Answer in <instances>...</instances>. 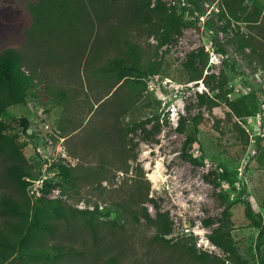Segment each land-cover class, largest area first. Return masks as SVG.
<instances>
[{"label":"rangeland","instance_id":"1","mask_svg":"<svg viewBox=\"0 0 264 264\" xmlns=\"http://www.w3.org/2000/svg\"><path fill=\"white\" fill-rule=\"evenodd\" d=\"M145 2L26 0L25 9L0 16V52L18 50L22 70L32 78L27 99L3 114L11 126L9 132L19 134L22 144L28 142L27 157L34 160V172L40 174L30 192L42 195L43 180L52 179L46 197L78 209H93L98 204L103 212L99 220L116 219L128 228L126 215L116 203L128 196L137 180H147L149 213L153 217L159 210L167 213L175 232L192 234L200 252L229 263V254L208 238L216 227H223L231 232L241 257L248 264H260L256 251L259 229L249 225L243 204L236 201L239 195L245 198L239 193L245 188L264 215V168L251 157L257 135L262 137L260 120L236 116L226 99L212 110L200 105L199 99L200 94L220 92L221 82L229 100L255 88L260 91L262 108L261 115H256L264 116V0H230L236 15L222 0H162L176 26L162 36L167 38L162 46V37L149 34L150 23L135 17L133 3ZM156 4L157 0H150L149 7ZM254 6L262 9L258 21H245L242 14ZM216 37L238 60L235 66L225 61ZM124 38L142 46L146 62L162 66L160 74L134 78L137 98L131 94L130 82L111 89L113 80L102 70L124 48ZM235 48L243 51L240 54ZM200 69L202 77L191 78ZM61 90L67 94L62 105L55 95ZM199 112L209 122L202 126L199 141L187 150L198 155L203 165L183 157L187 134L177 129L182 118L190 121ZM23 116L30 118V133L36 141L22 134V125L14 120ZM142 122L147 130L155 124L160 130L148 136ZM135 124L139 126L129 133L128 128ZM121 148L129 149L125 157H121ZM59 164L77 166L84 178L65 185ZM4 165L0 153V195L17 194L4 175ZM220 193L234 202L228 215ZM206 220L211 224L205 225ZM78 227L75 246L81 247V238L91 242V237L79 223ZM152 233L146 226L136 229L134 237L126 233V255H142ZM58 236L65 241L69 235L61 231ZM92 261L68 257L57 264H94ZM11 263L45 264V260L31 256Z\"/></svg>","mask_w":264,"mask_h":264},{"label":"trees","instance_id":"2","mask_svg":"<svg viewBox=\"0 0 264 264\" xmlns=\"http://www.w3.org/2000/svg\"><path fill=\"white\" fill-rule=\"evenodd\" d=\"M25 1L0 0V16L9 14V12H17L21 8L25 9ZM131 1L136 2L137 0ZM149 2L150 0H146L145 4L133 3L136 19L143 18L144 22L150 23V35L156 33L161 38L172 33L176 27L173 22V14H168V8H165V4L163 6L162 0H157L156 6L152 8L149 7ZM222 2L233 15L237 14L230 0H222ZM261 11V8L254 6L252 11L242 14L243 19L248 22L258 21ZM166 40L167 38L162 37L160 45L166 43ZM214 41L217 43L216 45L220 46L227 64L235 66L238 60L229 54L226 45L222 44L217 37ZM123 44L124 48L120 50L119 55L102 70L108 73L110 79L113 80L112 83L110 81L111 89L118 84L121 87L124 83L130 82L131 94L137 98L139 90L134 78L160 74L162 66L160 62H146L142 46L138 43L124 38ZM249 45L250 42L246 41L245 46L249 47ZM235 49L240 54L243 51ZM21 62L22 55L15 48H7L0 52V153L5 162L4 175L17 191V194L4 193L0 195V264H12L11 262L15 260L22 261L25 257L30 258L31 256L42 258L45 260V264H57L59 259L68 257L81 258L85 263H89L92 258L94 264L101 260L102 264H248V261L241 257L231 232L224 230L223 227H216L208 238L214 245L229 254L227 256L229 263H226V260L221 261L216 256L200 252L197 248L196 238L192 234L185 232L181 235L177 234L167 213L159 210L153 217L146 206L150 201V184L147 180H137L134 189L126 194L128 196L122 202L116 203L120 213L126 215L128 228L124 227L125 223L116 219L99 220L98 216L103 215V212L99 210L98 204L93 209L89 207L78 209L59 199L46 197L50 192L49 182L52 179L43 180L40 187L42 195L31 194L30 188L33 185V180L40 179V174L34 172L36 170L34 160L27 157L25 150L29 144L28 142L22 144L19 134L9 132L8 127L11 126H8L3 118L4 112L9 107L23 103L29 96L32 78L29 74L24 73ZM202 74L203 69H200L191 78L200 79ZM224 86V82H221L218 86L220 92L214 96L200 94V105H206L212 110L226 99L233 113L240 118L253 117L262 111L259 90L254 88L236 99L229 100L225 98ZM55 95L60 103L67 99L64 90ZM14 120L22 125V134L30 138L35 137V134L30 133L31 120L29 117L23 116L19 120ZM151 121L152 119L148 118L146 122L150 123ZM208 122L209 118L199 112L190 121L182 118L177 127L179 132L187 134L183 157L192 164L203 165V160L187 148L199 141L202 126ZM143 124L145 123L142 122L140 126ZM138 126L139 124H135L132 128H128V132L137 129ZM157 126L159 125L153 126L154 130H147L146 126H142V130L150 136L153 132L160 130ZM260 129L263 133L264 123L260 125ZM262 137L257 135L256 152L251 157L264 168V144H262L264 138ZM33 140L36 141V138ZM35 145L37 146V144ZM127 150L129 149L121 148L123 152L121 157L127 155ZM101 167L104 168V163H101ZM57 168L59 176L65 180V185H75L74 182L84 178L81 176L82 171L77 166L59 164ZM129 170V168H125L126 172ZM225 177L228 179L227 173H225ZM215 185L218 188L221 183ZM62 190L65 191L64 188ZM235 190L237 191L236 188ZM239 193L245 195V198L239 195L236 201L243 204L249 225L259 229L256 251L260 258V264H264V215L245 188L241 189ZM219 197L226 204L224 213L228 215L234 202H229V199L221 193ZM262 208L264 209V200ZM78 223L84 227L85 235L91 237V242L82 237L81 247L75 246V243L79 242ZM204 224L210 225L211 221L206 220ZM142 226L149 227L153 233L147 239L144 253L140 255L138 252H134L130 257L125 252L124 244L129 240H125V234L129 232L130 236L134 237L135 230ZM61 231H65V234L69 235L65 240L67 243L58 236ZM58 238L60 241H57ZM133 250H135V245ZM51 251L55 252L54 256Z\"/></svg>","mask_w":264,"mask_h":264},{"label":"built area","instance_id":"3","mask_svg":"<svg viewBox=\"0 0 264 264\" xmlns=\"http://www.w3.org/2000/svg\"><path fill=\"white\" fill-rule=\"evenodd\" d=\"M258 115H261V114L259 113ZM256 117L260 120V121H259V126L262 125V124H263V123H262V119L264 118V116H263V117H260V116H257V115H256V116H253L252 119H254V118H256ZM263 134H264V131H263L262 135H263ZM42 183H43V182H42ZM38 190H39V189H38ZM39 191H40V190H39Z\"/></svg>","mask_w":264,"mask_h":264},{"label":"crops","instance_id":"4","mask_svg":"<svg viewBox=\"0 0 264 264\" xmlns=\"http://www.w3.org/2000/svg\"><path fill=\"white\" fill-rule=\"evenodd\" d=\"M61 105H62V103H61ZM68 139V138H67Z\"/></svg>","mask_w":264,"mask_h":264}]
</instances>
